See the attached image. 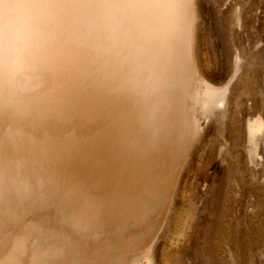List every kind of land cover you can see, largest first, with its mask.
Returning a JSON list of instances; mask_svg holds the SVG:
<instances>
[{
    "label": "bare ground",
    "instance_id": "6f19581e",
    "mask_svg": "<svg viewBox=\"0 0 264 264\" xmlns=\"http://www.w3.org/2000/svg\"><path fill=\"white\" fill-rule=\"evenodd\" d=\"M254 1L249 22L242 0L217 18L237 74ZM202 2L0 0V264H154L163 235L180 257L200 238L207 252L202 199L167 234L201 118L229 99L202 70ZM263 128L253 108L235 133L256 146Z\"/></svg>",
    "mask_w": 264,
    "mask_h": 264
},
{
    "label": "rangeland",
    "instance_id": "374dc122",
    "mask_svg": "<svg viewBox=\"0 0 264 264\" xmlns=\"http://www.w3.org/2000/svg\"><path fill=\"white\" fill-rule=\"evenodd\" d=\"M202 1L205 25L200 31V54H208L207 60L202 56V70L216 80L211 84L215 95L230 88L229 99L226 112L215 110L209 123L201 118L203 139L183 170L182 193L174 199L167 234L180 227L190 204L199 206L202 199L206 209L197 222L202 231H208L207 252H202L204 240L200 238L196 259L180 257L163 235L153 249L154 264H264V128L256 146L238 139L235 133L238 121L247 118L253 108L264 112V20L257 28L249 25L242 31L237 74L233 66L227 68L225 58L231 52L228 43L237 45L238 39L228 34L225 20L220 21L221 27L217 19L222 11L228 19L230 11L234 12L228 6L234 0ZM242 1L249 22L257 11L256 4L254 0ZM255 39L260 55L253 58L250 43ZM237 75H242L239 82Z\"/></svg>",
    "mask_w": 264,
    "mask_h": 264
}]
</instances>
